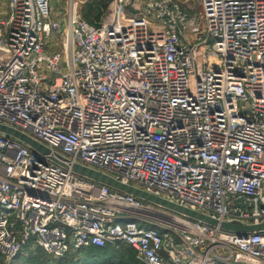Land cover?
Segmentation results:
<instances>
[{"label": "built area", "instance_id": "obj_1", "mask_svg": "<svg viewBox=\"0 0 264 264\" xmlns=\"http://www.w3.org/2000/svg\"><path fill=\"white\" fill-rule=\"evenodd\" d=\"M3 1L0 124L51 152L0 131V256L121 243L142 264H264V229L221 226L264 222V0H114L99 25L73 1L61 20Z\"/></svg>", "mask_w": 264, "mask_h": 264}, {"label": "rangeland", "instance_id": "obj_2", "mask_svg": "<svg viewBox=\"0 0 264 264\" xmlns=\"http://www.w3.org/2000/svg\"><path fill=\"white\" fill-rule=\"evenodd\" d=\"M77 3V11L84 19L100 24L111 16L114 0H50L53 15L58 19H64L68 13L70 3ZM183 6L191 13L200 15L202 6L200 0H180ZM142 0H132L125 8V14L131 15L141 7ZM6 11L5 3L0 0V16ZM108 254L100 253L93 264H139L135 260L134 251L126 244L108 246ZM115 253V254H114ZM111 254V256H110ZM133 257V259H132ZM83 255L71 253L66 258L56 259L44 251L35 247L27 249L15 259L8 260L0 256V264H87ZM89 262V263H91ZM92 264V263H91Z\"/></svg>", "mask_w": 264, "mask_h": 264}, {"label": "water", "instance_id": "obj_3", "mask_svg": "<svg viewBox=\"0 0 264 264\" xmlns=\"http://www.w3.org/2000/svg\"><path fill=\"white\" fill-rule=\"evenodd\" d=\"M0 131L22 140L23 142L27 143L28 145H30L31 147H33L37 151H40V152L46 153V154L51 152L47 147H45L44 145H42L38 141L34 140L33 138L29 137L28 135L22 133L19 130H16V129L11 128L9 126L0 124ZM58 157H59V159H56V161L67 166L63 161H61V160H64V158L60 155H58ZM72 169L75 172H77L81 175H84L88 178H91V179L97 180L99 182H102L104 184H107L110 187H113V188H116V189H119L122 191H126L128 193H132V194H134V195H136V196H138L144 200H147V201H150L152 203L161 205V206L168 208L170 210H173L175 212L185 214L189 217L210 223L212 225L217 224V220L214 219L213 217L207 215V214H204V213L196 211V210H192V209L187 208V207H183V206L178 205L174 202H171L167 199H163L161 197L154 196V195L149 194V193H147L141 189H138L134 186L123 184V183L119 182L118 180L114 179L113 177H111L110 175H107L105 173L96 171L94 169H90L88 167H85V166H82L79 164H73ZM221 226H222V228H224L226 230H231V231H236V232H251V231H255V230L264 229V222L260 223V224H249V225L248 224H246V225L240 224V223H236V222H233V223L224 222L221 224Z\"/></svg>", "mask_w": 264, "mask_h": 264}, {"label": "trees", "instance_id": "obj_4", "mask_svg": "<svg viewBox=\"0 0 264 264\" xmlns=\"http://www.w3.org/2000/svg\"><path fill=\"white\" fill-rule=\"evenodd\" d=\"M89 22H91V21H89ZM91 23H93V22H91ZM93 24H96V25H99V24H97V23H93ZM108 246H110V245H106L105 247H96V246H89V247H87V248H85V249H83V250H81V251H76V252H71V253H77V254H80V255H83L84 256V258L88 261V262H86L87 264H93V262L95 263V261H96V258L95 257H98L99 255H100V253H105V254H108V249H109V247ZM127 247H129V248H131L130 246H128V245H126ZM39 249H41V248H39ZM132 249V248H131ZM42 251H44L43 249H41ZM133 250V249H132ZM134 251V250H133ZM45 252V251H44ZM46 253V252H45ZM71 253H69V254H71ZM47 254V253H46ZM69 254H67L66 256H68ZM115 254V253H114ZM134 254H135V252H134ZM49 255V254H48ZM51 256V255H50ZM66 256H64V257H62V258H56V259H63L64 260V258H66ZM110 256H111V254H110ZM99 258V257H98ZM135 258V260H136V262H138L139 264H142V263H140L137 259H136V257H134ZM15 259V258H14ZM132 259H133V257H132ZM92 260H94L93 262H91ZM134 260V259H133ZM89 262H91V263H89Z\"/></svg>", "mask_w": 264, "mask_h": 264}]
</instances>
